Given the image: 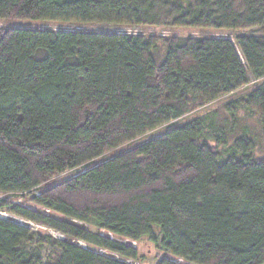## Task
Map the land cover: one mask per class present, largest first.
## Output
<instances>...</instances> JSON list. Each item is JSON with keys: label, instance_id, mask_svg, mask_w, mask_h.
<instances>
[{"label": "trees", "instance_id": "trees-1", "mask_svg": "<svg viewBox=\"0 0 264 264\" xmlns=\"http://www.w3.org/2000/svg\"><path fill=\"white\" fill-rule=\"evenodd\" d=\"M0 18L251 30L264 0H0ZM239 112L264 140V34L0 27V191L31 194L0 210L62 235L0 217V264H134L143 239L155 264H264V156Z\"/></svg>", "mask_w": 264, "mask_h": 264}, {"label": "rangeland", "instance_id": "rangeland-1", "mask_svg": "<svg viewBox=\"0 0 264 264\" xmlns=\"http://www.w3.org/2000/svg\"><path fill=\"white\" fill-rule=\"evenodd\" d=\"M18 26H24V27H32V28H51V29H63V30H71V29H78V30H96V31H118V32H128V33H138L143 35H161V36H206V37H216V38H229L230 40L234 41L235 37L241 34H249V33H261L264 34V29L261 28H255L251 30H220V29H201V28H191V27H164V26H127V25H106L102 23H81V24H72V23H59V22H51V21H32V20H25V19H1L0 18V27H18ZM252 86V83L247 85L242 90H239L238 92H235V94L241 93L246 91ZM232 95H228L223 97L222 99H219L213 103L207 104L200 109L189 113L185 115L184 117L177 119L175 121H171L169 123H166L160 127H157L155 129H152L148 131L147 133L137 137L136 139L125 143L124 145L120 146L116 151L109 152L104 154L103 156L93 160L88 165H85L86 167L91 166L97 162H101L102 160L109 158L113 154L117 152H121L124 150H127L153 136H156L163 131L182 123L188 119H191L194 116L203 114L205 112H208L212 109L219 108V106L227 99L231 98ZM239 115L241 116V124L243 127H247L249 136L253 137L255 140L257 139V147L255 150V154L258 157L264 156V140H262L258 135L261 131V125L256 116L252 115H246L243 112H239ZM240 124V121H238ZM83 167L78 168L76 171H80ZM36 190H34L35 192ZM31 194L25 193H10V192H1L0 191V203L4 201H8L11 203H23L24 200H29V197ZM33 204H29L30 207ZM36 207V206H34ZM0 217H11L16 221H19L22 224L29 225L31 228L35 230L41 231L43 234H50L54 237H62L61 233L58 231L49 229L45 226L38 225L31 223L27 220H24L22 218L12 216L8 212L0 210ZM82 246H86V244L82 241L78 242ZM132 245L137 247L139 252V258L134 261V264H155L156 260L163 256H168L163 254L161 251H159L153 244H150L146 242L145 239L139 241V242H132ZM51 248L47 245H43L41 256L42 258H47V255L51 252ZM101 253H107L109 252L105 250H100ZM169 257V256H168ZM172 260H176L175 258H172ZM130 261V260H129Z\"/></svg>", "mask_w": 264, "mask_h": 264}]
</instances>
